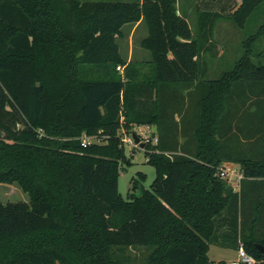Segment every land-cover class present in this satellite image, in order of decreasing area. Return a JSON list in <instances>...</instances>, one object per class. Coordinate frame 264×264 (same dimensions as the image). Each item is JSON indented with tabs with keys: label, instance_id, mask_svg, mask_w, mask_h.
<instances>
[{
	"label": "trees",
	"instance_id": "1",
	"mask_svg": "<svg viewBox=\"0 0 264 264\" xmlns=\"http://www.w3.org/2000/svg\"><path fill=\"white\" fill-rule=\"evenodd\" d=\"M178 2L0 0V183L30 196L0 202V264H211L241 243L264 264V22L209 77L218 22L245 29L264 0H198L195 29ZM140 20L149 62L120 49ZM151 125L156 178L125 199L122 130Z\"/></svg>",
	"mask_w": 264,
	"mask_h": 264
},
{
	"label": "rangeland",
	"instance_id": "2",
	"mask_svg": "<svg viewBox=\"0 0 264 264\" xmlns=\"http://www.w3.org/2000/svg\"><path fill=\"white\" fill-rule=\"evenodd\" d=\"M198 0H179V8L184 9L189 14L190 23L195 29V17ZM264 22V6L252 16L251 22L245 29L238 28L235 24L227 20H220L215 29L216 49L215 55L210 57V72L209 77H217L223 70L230 68L235 60L241 55L243 48L242 42L250 34L254 33L257 28ZM139 37L134 38V45L138 46ZM258 50H264V36L257 43ZM136 132L142 141L148 140L154 136V132L150 127H135L133 132ZM132 132V133H133ZM126 154L129 158V163L125 165L120 171L119 176V190L123 198L129 199L133 193V180H140L142 187L151 189V185L156 178V168L147 162V155L145 148L139 145L126 143ZM239 169L240 167L236 165ZM144 178H141V176ZM233 186L236 181L228 180ZM236 187H239L236 186ZM29 202L30 196L22 190L18 184L0 183V202ZM137 255L136 264H141L143 254L141 251H133ZM208 256L211 264H232L237 260L238 251L232 247H225L218 244H211L208 251ZM140 259V260H139Z\"/></svg>",
	"mask_w": 264,
	"mask_h": 264
},
{
	"label": "crops",
	"instance_id": "3",
	"mask_svg": "<svg viewBox=\"0 0 264 264\" xmlns=\"http://www.w3.org/2000/svg\"><path fill=\"white\" fill-rule=\"evenodd\" d=\"M123 29L124 37L119 40L121 53L128 59V61L135 60L149 62L151 60L149 51L141 47V40L148 34L144 22L140 20L136 23H128L124 25ZM136 36L139 37L138 46L134 45V38ZM144 127H150L156 134L157 128L155 125Z\"/></svg>",
	"mask_w": 264,
	"mask_h": 264
},
{
	"label": "built area",
	"instance_id": "4",
	"mask_svg": "<svg viewBox=\"0 0 264 264\" xmlns=\"http://www.w3.org/2000/svg\"><path fill=\"white\" fill-rule=\"evenodd\" d=\"M119 70H123L121 66H118ZM138 127H143V126H138ZM122 142L124 143V145H126V143H131L134 145H137L134 141V138L132 136V133L129 134L127 133L124 129L122 130ZM95 139L93 137H85L84 138V142L89 143L91 141H94ZM147 141V140H146ZM218 174L227 180H235L236 181V185L238 186L240 185V181L243 178V174L240 171V169L236 166V164L232 163V162H224L223 164L220 165L219 170H218ZM238 251V259L234 260L232 262V264H256L257 259L250 255L249 253H247V251L244 248L243 243L240 244L239 248L237 249Z\"/></svg>",
	"mask_w": 264,
	"mask_h": 264
},
{
	"label": "water",
	"instance_id": "5",
	"mask_svg": "<svg viewBox=\"0 0 264 264\" xmlns=\"http://www.w3.org/2000/svg\"><path fill=\"white\" fill-rule=\"evenodd\" d=\"M132 136H133L134 141H135V143H136L137 145H139V146L142 147V148H145V146H146V142H145V141H142L141 137H140L135 131L132 133ZM142 193H143V188H142V186H140V188H139V192L137 193V195H138V196H141ZM257 246H258V248H259L262 252H264V245H263V244H260V243H259V244H257Z\"/></svg>",
	"mask_w": 264,
	"mask_h": 264
}]
</instances>
